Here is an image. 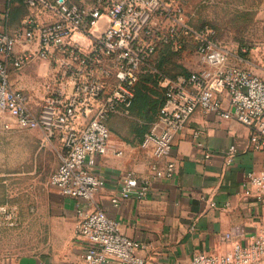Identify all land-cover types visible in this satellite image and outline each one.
<instances>
[{
    "label": "built area",
    "instance_id": "2783aa9c",
    "mask_svg": "<svg viewBox=\"0 0 264 264\" xmlns=\"http://www.w3.org/2000/svg\"><path fill=\"white\" fill-rule=\"evenodd\" d=\"M186 1L26 0L50 17L29 14L20 26L0 28V118L8 114L18 126L40 129L46 141L61 143L51 184L74 201L77 234L87 241L85 264H162L141 255L146 244L124 234L95 200L104 183L95 168L111 137L107 120L130 113L143 74L158 77L162 126L152 127L142 142L154 158L149 174L126 175L115 204L132 196L143 199L156 179L175 176L177 163L167 157L178 132L199 109L244 123L251 130V147L264 152V77L243 66V58L215 28L194 24ZM163 47L181 54L190 49L197 65L168 75L158 66ZM36 62L46 70L29 93L14 75ZM242 186V194L263 203L264 169L250 170ZM226 236L237 238L229 251L198 252L179 264H264V231L245 243L242 231Z\"/></svg>",
    "mask_w": 264,
    "mask_h": 264
},
{
    "label": "crops",
    "instance_id": "0c3cea01",
    "mask_svg": "<svg viewBox=\"0 0 264 264\" xmlns=\"http://www.w3.org/2000/svg\"><path fill=\"white\" fill-rule=\"evenodd\" d=\"M10 8L13 27L9 25ZM29 14L40 20L50 17L40 7L30 8L26 0L12 1L10 6L8 0H0V28L21 25ZM237 46L234 51L243 58L242 65L264 77V39L253 44L237 42ZM29 67L36 72L46 70L41 62ZM155 110L134 101L129 114L119 112L107 120L109 148L100 155L95 168L104 182L95 196L97 206L119 222L124 234L146 244L141 255L162 264H179L198 252L225 253L237 239L226 236L233 230L244 233V243L263 232L264 202L242 194V183L250 170L264 169V152L251 147L247 125L201 109L178 132L167 157L177 163L175 176L156 179L143 199L132 196L118 204L112 201L121 195L126 175L149 174L154 158L142 142L152 127L161 130L159 108ZM53 142L59 144L60 151L61 143ZM117 150L122 153L117 154ZM52 198V214L60 224L59 241L49 249L23 254L0 251V264H85L87 241L77 234L74 201L57 187Z\"/></svg>",
    "mask_w": 264,
    "mask_h": 264
},
{
    "label": "rangeland",
    "instance_id": "374dc122",
    "mask_svg": "<svg viewBox=\"0 0 264 264\" xmlns=\"http://www.w3.org/2000/svg\"><path fill=\"white\" fill-rule=\"evenodd\" d=\"M191 21L209 25L219 38L237 50V42L253 44L264 39V0H187ZM197 65L187 50L165 66L172 75ZM44 73V72H43ZM42 72L29 67L14 75L26 92H35ZM0 119V251L16 254L49 249L59 241L60 224L52 214L55 187L51 176L59 165L57 142L46 141L36 129L22 128L4 114ZM6 120L10 128L2 122ZM61 149V148H60ZM48 210V211H47Z\"/></svg>",
    "mask_w": 264,
    "mask_h": 264
},
{
    "label": "trees",
    "instance_id": "16d2710c",
    "mask_svg": "<svg viewBox=\"0 0 264 264\" xmlns=\"http://www.w3.org/2000/svg\"><path fill=\"white\" fill-rule=\"evenodd\" d=\"M10 1L12 2L15 0H10ZM18 1H20L21 3L25 2V0H18ZM8 15H9V20H10L9 25L12 26L13 23L11 21L13 20V13H11V8L9 10ZM15 27L17 26H14V28ZM180 54L181 53L169 51L167 47H163L161 52H159L158 54L159 68L170 76H176L179 73L187 72L188 69L184 67L182 68L181 71L177 72V74L172 75L169 73L168 69L165 68L167 63L171 62V58H174L175 56L180 55ZM134 101H138V103L140 104V106H142V108L146 106H150L154 110L155 109L157 110L158 108L160 110V107L163 104V93L158 87V77L156 75H153V74H143L142 75L140 81L138 82L136 86V94H135Z\"/></svg>",
    "mask_w": 264,
    "mask_h": 264
}]
</instances>
